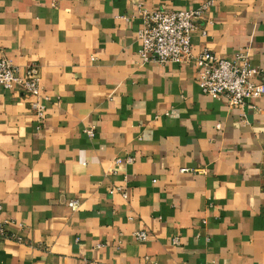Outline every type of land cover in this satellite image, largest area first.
<instances>
[{
	"label": "crops",
	"instance_id": "1",
	"mask_svg": "<svg viewBox=\"0 0 264 264\" xmlns=\"http://www.w3.org/2000/svg\"><path fill=\"white\" fill-rule=\"evenodd\" d=\"M205 1L0 0V45L42 86L0 84V264H264V97L231 108L194 62L140 54L143 9ZM192 43L250 49L264 83V0H214Z\"/></svg>",
	"mask_w": 264,
	"mask_h": 264
},
{
	"label": "built area",
	"instance_id": "2",
	"mask_svg": "<svg viewBox=\"0 0 264 264\" xmlns=\"http://www.w3.org/2000/svg\"><path fill=\"white\" fill-rule=\"evenodd\" d=\"M214 0H206L195 9L174 10L167 7L143 9V27L139 31L142 43L140 51L143 61H157L161 64L194 62L198 68L197 81L201 91L217 99H225L231 108L245 109L253 99L264 97V83L257 79L262 69L251 62L250 49L243 48L233 59L219 57L210 49L204 48L194 54L192 33L198 28L199 21L213 5ZM0 84L7 89L18 86L31 96L39 97L42 86L40 77L29 69L26 76L8 59L0 45ZM33 109L40 121L46 118L47 108L41 101L33 103ZM91 136L95 135L89 130ZM129 158V162H132ZM120 162V160H119ZM76 210L80 207L78 199L69 202ZM9 221L0 222V237H13L8 231ZM135 236L146 241L149 234L137 231ZM22 240V238H18ZM177 240V239H176ZM149 264H158L155 261Z\"/></svg>",
	"mask_w": 264,
	"mask_h": 264
}]
</instances>
